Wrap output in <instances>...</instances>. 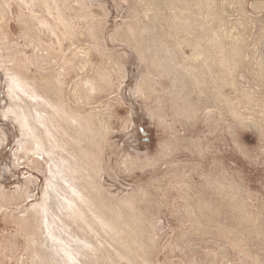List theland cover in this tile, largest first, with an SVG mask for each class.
<instances>
[{
    "label": "rangeland",
    "instance_id": "obj_1",
    "mask_svg": "<svg viewBox=\"0 0 264 264\" xmlns=\"http://www.w3.org/2000/svg\"><path fill=\"white\" fill-rule=\"evenodd\" d=\"M0 264H264V0H0Z\"/></svg>",
    "mask_w": 264,
    "mask_h": 264
}]
</instances>
